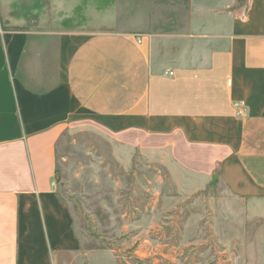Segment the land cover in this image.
Here are the masks:
<instances>
[{"label": "crops", "instance_id": "crops-1", "mask_svg": "<svg viewBox=\"0 0 264 264\" xmlns=\"http://www.w3.org/2000/svg\"><path fill=\"white\" fill-rule=\"evenodd\" d=\"M84 123L263 207L264 0H0V264L79 254L57 145Z\"/></svg>", "mask_w": 264, "mask_h": 264}, {"label": "rangeland", "instance_id": "rangeland-1", "mask_svg": "<svg viewBox=\"0 0 264 264\" xmlns=\"http://www.w3.org/2000/svg\"><path fill=\"white\" fill-rule=\"evenodd\" d=\"M57 192L79 254L64 264H264V205L185 172L167 149L111 141L91 124L57 145Z\"/></svg>", "mask_w": 264, "mask_h": 264}, {"label": "built area", "instance_id": "built-area-1", "mask_svg": "<svg viewBox=\"0 0 264 264\" xmlns=\"http://www.w3.org/2000/svg\"><path fill=\"white\" fill-rule=\"evenodd\" d=\"M170 74H171V73H170ZM236 115L239 116V117H241V118H243V117L246 116V114H245L244 111H242V110H237Z\"/></svg>", "mask_w": 264, "mask_h": 264}]
</instances>
